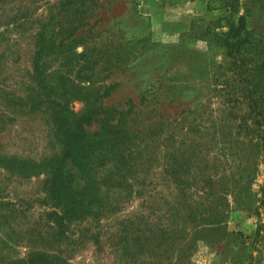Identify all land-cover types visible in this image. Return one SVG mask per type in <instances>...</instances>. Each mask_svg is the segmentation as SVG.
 <instances>
[{
    "label": "rangeland",
    "instance_id": "obj_1",
    "mask_svg": "<svg viewBox=\"0 0 264 264\" xmlns=\"http://www.w3.org/2000/svg\"><path fill=\"white\" fill-rule=\"evenodd\" d=\"M98 1L91 25L79 31L81 44L76 49L84 51V60H91L93 69L85 78L74 73L75 84L108 87L110 93L103 98L106 107L117 112L131 108L129 120H137L139 129L156 122L164 130L138 160L139 172L129 182L133 184L132 196L131 189H113V206L119 207L109 205L101 222L76 227L84 231L83 243L77 245L80 249L69 264H133L119 263L113 235L121 220L151 214L152 221H158L160 211L154 207L161 196L176 201L179 189L166 177L162 164L165 144L174 154L185 152L189 163L186 179L191 183L204 166L213 165L220 177L234 166L240 167L237 173L243 170L240 190L227 192L232 211L219 238L190 243V257L180 263L178 250L170 264H264V157H260L261 148L252 145L259 139L245 118L243 101L227 88L231 82L224 50L205 34L222 11H208L207 0ZM55 4L56 0H43L34 6L39 7L37 14L43 11L45 15L56 10L52 9ZM241 14L246 16L252 43V76L264 92V0H242ZM32 52L33 46L23 40L17 54L0 70L4 86L15 92L25 87ZM73 108L82 114L87 104L75 101ZM6 111L0 102L1 157L43 161L61 151L44 113H16L13 120L6 121ZM98 128L95 124L90 130ZM45 178L43 173L28 176L0 170V260L23 258L29 252L30 247L16 238L15 230L26 231L39 222L43 205L37 200L43 198ZM238 196L249 199L245 205L249 208L239 207ZM29 201L33 208L26 211ZM165 219H161L163 224ZM97 234L98 245L93 243Z\"/></svg>",
    "mask_w": 264,
    "mask_h": 264
},
{
    "label": "trees",
    "instance_id": "obj_2",
    "mask_svg": "<svg viewBox=\"0 0 264 264\" xmlns=\"http://www.w3.org/2000/svg\"><path fill=\"white\" fill-rule=\"evenodd\" d=\"M19 1L25 3L17 4ZM41 2L0 0V70L17 54L23 40L33 46L28 82L15 92L0 81V102L9 113L4 117L6 121L13 120L16 113H44L61 151L43 161L0 156V170L46 175L43 198L37 200L43 205L39 222L29 230H15L16 238L30 247L29 252L23 258L2 259L0 264H69L80 249L77 245L83 243L84 231L76 227L84 222H101L109 205L113 206V189H131L132 196L133 184L129 182L139 172L138 160L164 130L156 122L139 129L137 120H129L131 108L117 112L106 107L103 98L110 93L108 87L75 84L74 73L85 78L93 69L89 67L92 61L84 60V51L76 49L81 44L79 31L91 25L99 1L56 0L52 8L56 10L45 15L43 11L37 14L39 7L34 6ZM241 5L242 0H207V10H220L222 15L210 23L205 34L224 50L231 82L227 88L243 101L245 118L250 128L255 127L253 134L260 143L252 141V145L260 147V157H264V92L252 76L255 60ZM75 101L87 104L85 112L74 110ZM95 124L98 130L91 131ZM165 146L164 172L178 187L179 195L174 202L159 198L154 207L160 211L158 221H152L151 214H141L117 223L113 245L119 263L170 264L178 250V259L183 263L186 256L190 257V243L219 238L226 228L232 211L227 192L240 190L243 170L237 173L240 167L234 166L220 177L213 165L204 166L191 183L186 179L189 163L185 152L174 154ZM256 167L257 161L255 176ZM238 198L239 207L249 208L245 206L249 199ZM28 203L26 211L33 208L32 201ZM261 204L264 207V191ZM162 218H166L165 224ZM93 243L100 244L99 234L93 236Z\"/></svg>",
    "mask_w": 264,
    "mask_h": 264
},
{
    "label": "crops",
    "instance_id": "obj_3",
    "mask_svg": "<svg viewBox=\"0 0 264 264\" xmlns=\"http://www.w3.org/2000/svg\"><path fill=\"white\" fill-rule=\"evenodd\" d=\"M190 20H187V24H188V26L190 25ZM183 25H186V22H183Z\"/></svg>",
    "mask_w": 264,
    "mask_h": 264
}]
</instances>
